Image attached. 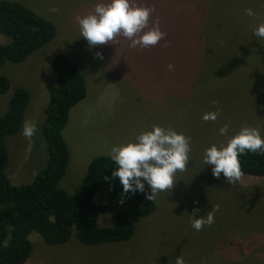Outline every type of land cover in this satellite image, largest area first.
Returning a JSON list of instances; mask_svg holds the SVG:
<instances>
[{"label":"rangeland","instance_id":"374dc122","mask_svg":"<svg viewBox=\"0 0 264 264\" xmlns=\"http://www.w3.org/2000/svg\"><path fill=\"white\" fill-rule=\"evenodd\" d=\"M6 1L24 5L56 29L54 39L26 61L0 68V76L10 82L0 95V116L15 89L30 93L21 130L5 139L6 170L14 185L29 183L45 165L40 138L45 87L55 84L50 64L60 53L79 68L87 90L62 131L69 162L59 187L67 194L78 191L93 158L109 157L111 147L133 142L153 125L183 133L191 146L187 169L177 171L169 193L157 196L155 211L130 219L135 227L131 239L84 246L72 238L48 246L32 232L25 264H175L179 256L185 264H264V177L242 176L228 184L222 174L214 178L202 159L206 148L226 144L242 126L259 128L264 136V41L253 35L264 22V0H135L153 9L150 26L159 21L166 33L147 49L130 48L123 37L90 49L80 36L78 18L91 14L97 0ZM249 8L257 15L248 16ZM8 40L0 35V44ZM217 108L216 121L202 119ZM26 122L37 126L31 139L22 135ZM225 124L229 132L222 136L219 128ZM108 192V186L98 190L94 203H103ZM216 205L214 223L195 231L187 214L198 208L202 216ZM112 215H100L98 226H112Z\"/></svg>","mask_w":264,"mask_h":264},{"label":"trees","instance_id":"16d2710c","mask_svg":"<svg viewBox=\"0 0 264 264\" xmlns=\"http://www.w3.org/2000/svg\"><path fill=\"white\" fill-rule=\"evenodd\" d=\"M55 33L51 22L24 5L0 0V35L9 39L0 44V68L6 62L26 61L51 42ZM51 67L56 81L46 85L48 100L40 130L46 162L28 184L15 186L8 178L5 139L21 130L30 101L29 91L15 89L0 116V264H25L32 251L29 240L32 232L40 235L48 246L66 244L72 238L84 246L127 241L135 231L130 219L147 217L156 208L155 202H144L143 193L122 195L119 178L111 175L118 166L110 157L91 160L76 193L69 195L59 187L69 162L62 131L70 110L85 99L87 90L83 74L65 54L56 55ZM167 77L162 73L163 79ZM9 87V80L0 76V95ZM239 159L242 176L264 177V154L246 153ZM104 186H108L109 192L103 203L95 204L94 197ZM111 212L113 225L98 226V217Z\"/></svg>","mask_w":264,"mask_h":264},{"label":"clouds","instance_id":"9594fccd","mask_svg":"<svg viewBox=\"0 0 264 264\" xmlns=\"http://www.w3.org/2000/svg\"><path fill=\"white\" fill-rule=\"evenodd\" d=\"M51 11L56 12L57 9L53 8ZM152 11L151 8L138 6L135 0H97L91 14L78 18L80 36L86 40L90 49L98 45L118 43L117 37L128 40L130 48L154 47L165 38L166 33L160 30L159 21H153L150 26ZM246 14L257 15L251 8L246 9ZM253 35L258 41H264V22L254 27ZM96 57L102 59V53L96 52ZM168 69L171 71L173 65L169 64ZM213 104L218 105L219 102L213 101ZM219 115L220 109L217 108L215 112L205 113L202 119L214 122ZM36 131L35 123L26 122L22 135L31 139ZM228 132L227 124L219 128L222 136ZM190 151L189 137L171 128L153 125L150 131L145 130L138 134L133 142L111 147L109 157L118 166L111 175L119 178L122 195L143 193L146 200L154 202L160 193H169L172 189L177 181V171L183 172L187 169ZM246 153L264 154V136L261 135V129L242 126L226 144L206 148L202 159L205 166L211 167L214 178L219 179L222 174L226 183L237 184L243 175L239 158ZM146 185L148 192H145ZM218 211L219 205H216L202 216L199 215L198 208H193L192 213L187 215L191 218L192 228L200 231L214 223ZM175 264H185L183 257H177Z\"/></svg>","mask_w":264,"mask_h":264}]
</instances>
